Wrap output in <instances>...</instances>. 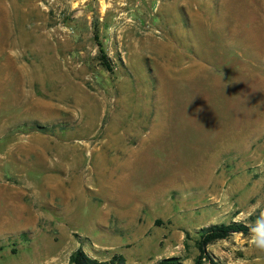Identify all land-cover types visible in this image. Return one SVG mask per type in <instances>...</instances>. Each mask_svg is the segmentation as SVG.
Instances as JSON below:
<instances>
[{"label": "rangeland", "instance_id": "obj_1", "mask_svg": "<svg viewBox=\"0 0 264 264\" xmlns=\"http://www.w3.org/2000/svg\"><path fill=\"white\" fill-rule=\"evenodd\" d=\"M261 212L264 0H0V264H264Z\"/></svg>", "mask_w": 264, "mask_h": 264}, {"label": "trees", "instance_id": "obj_2", "mask_svg": "<svg viewBox=\"0 0 264 264\" xmlns=\"http://www.w3.org/2000/svg\"><path fill=\"white\" fill-rule=\"evenodd\" d=\"M95 30V29H94ZM94 41L98 48L99 62L100 65L108 72L112 71L111 64L105 55L99 38L97 36V31H94L93 35ZM241 234L243 236H248L250 234V228L241 223H230L228 225H214L199 231L198 237V248L200 253L204 254V248L210 244L217 241L225 240L231 235ZM209 261V260H208ZM210 264H215L209 261ZM68 264H125L123 257H114L108 262H98L87 255H85L81 250H78L70 255ZM158 264H180L176 259H168L159 262ZM194 264H202V257L198 258Z\"/></svg>", "mask_w": 264, "mask_h": 264}, {"label": "clouds", "instance_id": "obj_3", "mask_svg": "<svg viewBox=\"0 0 264 264\" xmlns=\"http://www.w3.org/2000/svg\"><path fill=\"white\" fill-rule=\"evenodd\" d=\"M264 212L260 213V217L257 221V226L251 229V244L253 248L264 254Z\"/></svg>", "mask_w": 264, "mask_h": 264}]
</instances>
